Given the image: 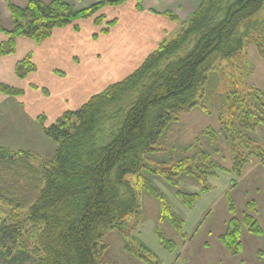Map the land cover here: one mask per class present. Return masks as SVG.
Here are the masks:
<instances>
[{"label": "trees", "instance_id": "obj_1", "mask_svg": "<svg viewBox=\"0 0 264 264\" xmlns=\"http://www.w3.org/2000/svg\"><path fill=\"white\" fill-rule=\"evenodd\" d=\"M126 1L102 0L79 10L64 0H28L24 8L9 3L12 29L3 28L0 16V31L7 35L0 43V56L14 53L20 36L41 43L58 28L74 24V29L80 31L75 22L81 19H92L95 25L102 26L98 34H93L95 39L108 35L119 20H108L101 12L103 6ZM136 9L142 10L139 2ZM163 14L182 25L175 38L160 40L135 69L78 108L65 111L51 123H47L45 114L38 117L43 132L58 143L54 158L38 159L29 150L0 145V201L9 205L8 212L3 210L6 214L0 216V264H107L104 254L108 244L104 238L110 230L121 234L127 251L146 258L147 246L133 235L142 214V190L159 200V220L182 234L183 219L153 178H165L182 203L191 207L212 188L208 179L218 170H226L200 144L192 157L173 162L150 161L149 155L160 150L159 140L165 129L184 110L199 105L211 113L210 102L220 103L221 124L234 145L229 171L243 175L251 159L238 146L244 142L248 147L253 139L246 132L264 125V96L257 88L245 86L253 71L247 60L248 44L255 43L264 57V0H202L187 21L171 11ZM222 62L227 65L222 66ZM35 69L28 55L17 63L16 74L24 78ZM220 70L231 79L226 93L217 83ZM0 92L21 95L24 91L0 82ZM222 109L229 112L228 117ZM205 133L211 139L218 135L213 128ZM257 148L249 154L263 158L264 148ZM29 159L41 163V174L37 175L33 168L36 165ZM9 171L17 177L30 178L23 177L27 179L25 183L12 186L7 195L11 183L3 175ZM130 173L137 174L135 183L127 180ZM185 176L201 184L198 192L180 187ZM41 181L44 185L39 187ZM26 188L35 193L39 189L34 201L31 197L23 200L20 192ZM246 207L240 217L235 203H229L231 217L219 235L232 255L243 250L244 230L264 234L255 215L256 201L250 200ZM130 216L135 217L133 221ZM158 233L161 244L174 252V239L160 228Z\"/></svg>", "mask_w": 264, "mask_h": 264}, {"label": "rangeland", "instance_id": "obj_2", "mask_svg": "<svg viewBox=\"0 0 264 264\" xmlns=\"http://www.w3.org/2000/svg\"><path fill=\"white\" fill-rule=\"evenodd\" d=\"M101 1H95L91 5ZM132 3H134V0H128L116 6L104 5L101 12L106 14L108 20H111L115 18L114 15L119 10L122 16L117 17L119 20L117 24L126 31L125 25L121 22L122 18L128 26L139 22V18H137L139 16L133 17V14H131L134 12V7H136ZM77 4L74 6L76 8L72 6L75 10L91 6L82 7L81 4ZM141 22H144L143 26H145L147 20L144 18ZM75 23L81 27L80 30L82 31L79 33L80 51L77 56L79 70L82 76L88 74L90 79H94V85L89 88V93H87L88 96H92L132 71L131 69L120 68L130 52L135 53L132 51L131 43L133 41L136 43V38H119V31L116 30L112 34L101 35L95 39L93 34H98L102 26L95 25L92 19H81ZM181 29L182 25L177 23L174 30L173 28L169 30L167 38H175L181 32ZM123 33L125 32L123 31ZM247 49V60L253 65L252 73H256V75L252 76L251 79V75H249L245 80L247 83L245 86L257 88L264 96L263 56L255 43L248 44ZM255 50L257 52H253ZM65 64L67 63L64 62L63 65ZM223 65L226 66V62H222ZM65 68L66 66H64ZM67 69L69 70L70 67H67ZM222 73L224 72L220 70L217 74V78H219L217 83L221 91L226 93L225 91L231 88V79ZM80 103H83V101ZM210 105L211 113H207L199 105L181 112L179 118L167 126L160 138V150L149 155L152 163L160 161L173 162L181 158L192 157L195 154V147L200 144L203 149L209 151L214 159L226 168V170H218L216 176L208 179V183L212 188L207 193L201 194L200 198L191 207L182 203L175 193L176 189L165 178H153L155 184L166 194L174 212L183 219L181 232L184 236L170 223L159 220V200L148 191H141L142 214L133 235H136L139 241L147 246L149 253H146L145 256L147 259L156 262L155 264H264V234L255 235L244 230L243 250L238 255L230 254L219 240V235L224 232L231 217L229 211L231 201L235 203L237 215L241 217L243 212L247 210V203L250 200H255L257 203L255 215L264 228V157L255 158L254 154H249L250 151H258V146L264 148V125L258 126L254 132H246L253 139L248 147L244 142H241L238 146V149L247 154L251 161L246 164L243 175L241 177L237 176L229 171L233 165L234 145L228 132L223 129L221 124L220 103L215 104L211 101ZM224 108L226 109V107ZM225 109H222V111H225L224 115L228 117L229 112L226 113ZM27 120L30 121V118L27 117ZM39 126L32 122V128H28L24 123L18 121V118L11 117V133L0 130V141L6 143L9 140L12 145L16 146L15 150L22 148L29 150L35 153L38 159H52L55 156L58 143L53 138L48 137ZM209 128L218 131L216 139H211L205 133ZM248 135L244 136L242 140L248 138ZM4 143L0 144L5 145ZM191 146V149H186ZM29 161L36 165L32 164L37 175L41 174V163L35 159H29ZM30 170L32 169L30 168ZM17 173L22 175V172ZM3 176L8 183H11V188L8 189L9 192L6 191L4 186L1 187L5 196L12 192V186H21L25 183L27 179L23 177L28 176L30 178V175H18L19 177H17L11 171L8 172V175ZM127 180L135 183L137 174H128ZM42 185H44V181L39 182V187ZM180 187L190 192H198L201 184L193 177L185 176L180 180ZM30 189L26 188L25 191L20 192L24 195V201L29 200L30 197L34 201L38 196L39 189L36 193ZM5 191L8 192L7 195ZM8 206L7 201H0V216L6 214L3 210L7 209L8 212ZM25 209H27V206L23 208V210ZM134 218L130 216L131 221ZM158 228L174 239L177 244L174 252H170L161 244ZM104 242L108 244L104 254L107 264H151L146 258L127 251L124 240L117 230H110L106 234Z\"/></svg>", "mask_w": 264, "mask_h": 264}, {"label": "crops", "instance_id": "obj_3", "mask_svg": "<svg viewBox=\"0 0 264 264\" xmlns=\"http://www.w3.org/2000/svg\"><path fill=\"white\" fill-rule=\"evenodd\" d=\"M42 1L50 3L53 0ZM64 1L73 7L76 3L85 7L101 0ZM138 2L142 10L138 11L134 7V12L131 14L133 17L139 16L137 17L139 22L128 26L122 18L121 22L125 25L126 31L117 24L109 33L112 34L117 30L119 38H136V43L133 40L131 43L132 51L135 53L130 52L120 69H135L146 55L157 47L160 40L168 37L169 30L171 28L174 30L178 22L168 18L163 14L164 12L171 11L180 20L187 21L190 15L197 10L202 0H134L132 4L137 6ZM9 3L24 8L27 6L28 0H0V16L5 30L12 29ZM115 14V17L122 16L119 10ZM144 18L147 20L145 26H143L144 22H141ZM80 31L75 30L73 25L58 28L50 38L41 43L20 36L17 39L16 51L0 56V82L24 91L21 95H8L0 92V130L11 133V117L18 118V121L24 123L28 128L31 127L32 122H35L36 126L40 125L37 119L41 114H45L47 123H51L65 111L78 108L80 104L82 105L91 97L87 93H89V88L94 85V79H90L88 74L81 75L77 59L80 51ZM6 39L5 31H0V43ZM28 55H31L36 69L22 78L16 74V65ZM262 59L264 62V57ZM64 62L67 64L63 65ZM64 66H66L65 69ZM67 67L70 69L68 70ZM254 75L256 73H252L250 79ZM90 80L92 81L90 82ZM79 101H83V103ZM27 117L30 118V121L27 120ZM4 142L0 141V143ZM4 144L2 146L16 149V146L12 145L9 140Z\"/></svg>", "mask_w": 264, "mask_h": 264}]
</instances>
